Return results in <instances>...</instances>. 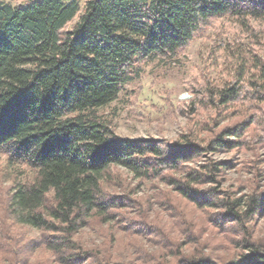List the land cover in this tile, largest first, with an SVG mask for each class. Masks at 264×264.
Segmentation results:
<instances>
[{"label": "trees", "instance_id": "1", "mask_svg": "<svg viewBox=\"0 0 264 264\" xmlns=\"http://www.w3.org/2000/svg\"><path fill=\"white\" fill-rule=\"evenodd\" d=\"M224 21L236 27L216 41L228 60L225 75L188 80L190 98L177 105L187 116H210L172 143L119 135L101 108L140 79L144 66L177 63L202 29ZM262 147L264 0L0 2V154L26 175L17 174L0 200V264L8 255L27 264L19 254L29 250L47 251L58 264H135L133 251L128 262L112 261L104 245L82 241L87 229L123 227L159 233L162 250L139 258L148 264H264V244L246 225L264 210V189L223 195L214 183L232 160L189 164L208 152ZM132 179L165 182L195 205L221 210L214 225L232 232L241 225L236 243L246 251L220 260L204 248L186 253L196 242L190 223L178 239L145 225L135 215L157 198L134 197ZM18 226L40 233L25 241Z\"/></svg>", "mask_w": 264, "mask_h": 264}, {"label": "rangeland", "instance_id": "2", "mask_svg": "<svg viewBox=\"0 0 264 264\" xmlns=\"http://www.w3.org/2000/svg\"><path fill=\"white\" fill-rule=\"evenodd\" d=\"M30 0H0V2H11L13 4H24ZM84 5L85 0H79ZM235 31L236 27L227 22L218 23L214 27L202 29L199 35L180 55L177 63L153 62L143 67L142 77L127 85L125 90L110 104L101 108V112L110 116L114 121L115 131L124 137L130 138H152L165 142H175L183 139V135L190 129L197 128V120L209 117L210 111L200 112L187 116L180 109H177L178 102L182 99H189L190 93L186 82L199 76L203 72L210 71L213 76L225 75L224 64L228 63L224 52L216 46L219 36ZM238 120V119H234ZM257 157V158H256ZM215 160H232L234 166L224 171L218 178L220 189L230 197L236 198L241 195H248L264 189V147L256 150H234L227 152H208L203 156L195 158L189 164L199 167L202 163ZM21 169L25 168L22 167ZM123 177H131L126 169L121 170ZM24 179V173H17V170L7 164L6 158L0 154V200L6 198L9 187L14 179ZM157 185H137L132 179V188L135 191L134 197L145 199L146 196L154 194L157 198L151 206L144 205L143 210L135 215L146 222L149 228L161 229L164 233L178 239L183 235L187 222L190 223L192 234L196 242H191L186 253H194L195 248H204L207 253L212 254L216 259H229L240 257L246 248L240 247L236 242L241 241L242 226H237L232 232L222 229L213 223V218L221 210L214 208H201L176 189L165 182H156ZM209 184L202 185L206 187ZM168 195V196H167ZM146 202V200H143ZM157 201V202H156ZM148 220V221H147ZM151 225H148V223ZM249 232L256 240L264 244V210L257 216V219L247 221ZM244 226V225H243ZM144 229V228H143ZM146 230V229H144ZM25 241L37 237L40 231L29 226H18ZM130 233L124 227L119 229L106 228V231H93L87 229L82 241L89 244L104 245L107 249V257L114 261H126L131 251L138 255L135 264H148L141 261L144 254L153 253L162 249L156 237L155 231L147 234L140 231ZM185 236V235H184ZM93 242V243H92ZM185 242V241H184ZM157 244V245H156ZM97 247V246H96ZM104 250L103 260H107ZM145 256V255H144ZM8 258L10 263H6ZM19 258L27 264H58L47 251L29 250L19 254ZM11 256H5L2 264H12ZM8 262V261H7ZM17 263V262H16Z\"/></svg>", "mask_w": 264, "mask_h": 264}]
</instances>
